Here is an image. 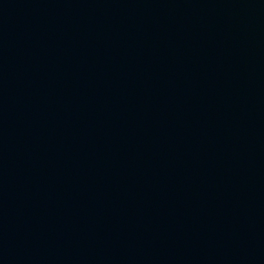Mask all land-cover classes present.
Segmentation results:
<instances>
[{
    "label": "water",
    "instance_id": "obj_1",
    "mask_svg": "<svg viewBox=\"0 0 264 264\" xmlns=\"http://www.w3.org/2000/svg\"><path fill=\"white\" fill-rule=\"evenodd\" d=\"M0 264H264V0H0Z\"/></svg>",
    "mask_w": 264,
    "mask_h": 264
}]
</instances>
